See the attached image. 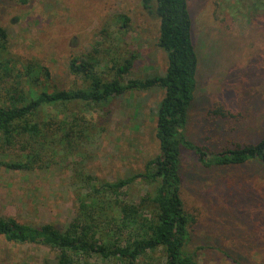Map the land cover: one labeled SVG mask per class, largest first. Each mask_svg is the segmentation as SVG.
<instances>
[{
    "label": "rangeland",
    "instance_id": "1",
    "mask_svg": "<svg viewBox=\"0 0 264 264\" xmlns=\"http://www.w3.org/2000/svg\"><path fill=\"white\" fill-rule=\"evenodd\" d=\"M193 35L201 50L198 88L186 128L188 138L219 152L264 136L263 0H188ZM122 16L127 17L124 23ZM0 103L7 104L17 82L25 86L24 68L39 64L50 91L83 86L69 70L72 57L94 48L109 61L135 56L127 78L163 74L167 53L158 46L160 20L141 0H0ZM107 65V64H106ZM105 66L103 67V70ZM164 91H130L105 106L81 102L40 112L50 120L46 139L53 147L30 174L0 168V213L36 225L51 222L64 229L77 210V170L113 181L141 171L159 153L156 112ZM70 124L69 144L58 120ZM22 151L4 149L9 159ZM182 198L192 218L188 249L198 264H264V167L205 168L182 151ZM142 184L130 190L137 198ZM54 251L41 244H19L0 236V264H45ZM109 264L99 259L91 263Z\"/></svg>",
    "mask_w": 264,
    "mask_h": 264
},
{
    "label": "trees",
    "instance_id": "2",
    "mask_svg": "<svg viewBox=\"0 0 264 264\" xmlns=\"http://www.w3.org/2000/svg\"><path fill=\"white\" fill-rule=\"evenodd\" d=\"M16 1L28 4L31 0ZM141 3L160 20L158 46L167 53L165 73L127 78L135 56L106 61L102 51L94 48L72 57L69 63L70 72L82 79V87L50 91L40 80V75H50L49 70L31 63L24 68L25 86L18 81L20 87L7 97V104L0 103L1 145L4 149L17 145L22 149L9 159L0 156V168L30 174L41 168L43 153L53 147L46 139L52 123L41 121V111L74 102L105 106L130 91L155 87L164 91L156 112L159 153L147 160L143 170L113 181L77 170V210L64 229L51 222H20L0 213V236L7 241L41 244L54 251V257L45 264L91 263L93 258L109 264H198L196 252L188 249L193 220L182 198V151L193 153L205 168L243 167L254 162L264 167V136L255 143L236 144L219 152L188 138L186 128L201 63L189 1ZM122 18L127 24L129 19ZM7 37L0 26V43ZM57 123L59 130L65 131L64 137H57L59 145L69 144L73 128L66 119ZM137 184L146 190L132 198L130 190ZM226 256L235 264H246L233 253Z\"/></svg>",
    "mask_w": 264,
    "mask_h": 264
}]
</instances>
